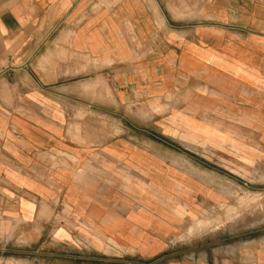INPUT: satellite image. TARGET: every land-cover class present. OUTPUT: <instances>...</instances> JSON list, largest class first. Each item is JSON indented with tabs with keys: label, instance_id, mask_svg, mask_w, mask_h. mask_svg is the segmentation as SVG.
I'll list each match as a JSON object with an SVG mask.
<instances>
[{
	"label": "crops",
	"instance_id": "obj_1",
	"mask_svg": "<svg viewBox=\"0 0 264 264\" xmlns=\"http://www.w3.org/2000/svg\"><path fill=\"white\" fill-rule=\"evenodd\" d=\"M0 220V264H264V0H0Z\"/></svg>",
	"mask_w": 264,
	"mask_h": 264
},
{
	"label": "rangeland",
	"instance_id": "obj_2",
	"mask_svg": "<svg viewBox=\"0 0 264 264\" xmlns=\"http://www.w3.org/2000/svg\"><path fill=\"white\" fill-rule=\"evenodd\" d=\"M256 202L255 198H247V197H242L240 199V204L241 206H244L242 209H240V213H239V219L241 220V218L245 215L246 213V206H249L253 203ZM237 211V209H233V208H228L226 210V217L227 219H230L231 216ZM180 214V213H179ZM1 221V220H0ZM221 224V220H216V221H196L195 224H190V225H186L184 226V230L186 233H188V235L186 236H182L180 239L181 240H185V239H190L193 237H198L202 234H204V232H208V231H212L216 228H218ZM15 229L17 228V225L15 224Z\"/></svg>",
	"mask_w": 264,
	"mask_h": 264
}]
</instances>
